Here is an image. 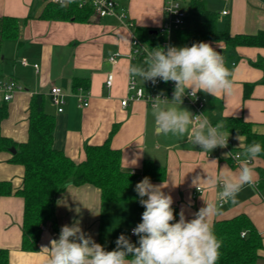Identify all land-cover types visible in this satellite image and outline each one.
<instances>
[{
	"label": "crops",
	"instance_id": "crops-1",
	"mask_svg": "<svg viewBox=\"0 0 264 264\" xmlns=\"http://www.w3.org/2000/svg\"><path fill=\"white\" fill-rule=\"evenodd\" d=\"M50 0H0V16L13 15L20 19L18 40H7L2 47L3 58L10 60L5 71L14 77L23 89L15 93L8 102V114L0 119V133L16 141L28 137L29 108L36 93L44 95V109L56 119L54 145L75 161L85 158L88 145L102 144L109 140L112 147L121 152L122 167L130 172H141L145 159L166 167L163 180H150L155 185L163 184L187 219L204 206L205 201H214L220 214L215 220L231 218L240 213L247 214L262 236L263 245L259 258L253 264H264V191L253 185H245L236 197V202H223L218 190L203 187L202 193L193 186L197 176L206 177V172L218 168L236 171L232 154L239 151L237 135L229 133L228 146L217 147L204 153L186 138L163 135L154 124L152 106L144 100H130L121 104L128 95V69L132 65V35L137 30L158 28L166 18L165 0H123L127 19L132 26L123 23L117 16H97L94 11L90 21L48 20L39 18ZM187 2L191 10L195 11ZM182 2V5L183 3ZM211 10L219 13V27L229 23L230 31L254 34L264 30V0H205ZM186 11V10H185ZM227 11L226 14L223 12ZM201 16L189 15L186 11L183 27H198ZM144 31V30H142ZM175 47L191 46L179 37L176 30L168 33ZM10 44L9 54L6 49ZM223 57L225 66L232 72L231 95L213 97L199 93L205 99L203 114L213 124L225 116H242L255 123V130L264 132V72L252 64L264 57V46H237L229 49L222 41L204 40ZM118 54L112 64L109 57ZM25 57L28 64L21 59ZM39 68H35V64ZM113 73V83L107 86L108 73ZM82 79L89 83V104L78 106L77 90L73 83ZM139 82L140 79L138 78ZM23 81V82H22ZM256 83L252 94L244 98V84ZM151 81L144 84L149 85ZM60 86L66 93L64 110L58 111L50 90ZM179 105H177L178 107ZM183 109L193 114V107L185 100ZM241 143L244 138L238 135ZM225 153H231L225 158ZM10 151H0V180H11L15 189L22 186L24 167L9 161ZM135 160L136 164H132ZM254 180L264 181V161L254 160ZM204 199V200H203ZM24 198L18 194L0 195V251H8V264H45L50 241L58 239L64 225L80 221L82 230L93 240L111 249L114 236H128L131 229L141 222L143 211L134 201L114 202L103 200L101 190L93 184L70 185L60 194L55 203L54 217L41 227V234L34 250H25L23 241ZM79 207L80 213L75 209ZM91 211H90V210ZM98 214V215H96Z\"/></svg>",
	"mask_w": 264,
	"mask_h": 264
},
{
	"label": "clouds",
	"instance_id": "clouds-1",
	"mask_svg": "<svg viewBox=\"0 0 264 264\" xmlns=\"http://www.w3.org/2000/svg\"><path fill=\"white\" fill-rule=\"evenodd\" d=\"M150 49L145 48L142 64L131 65L128 73L130 78H139L143 84L151 81L155 85L158 79L174 82L171 100L163 93L151 98L157 131L165 136L186 137L204 153L217 147L226 148L229 133L224 131L222 121L213 124L206 115L193 116L181 107L186 95L232 94V72L225 66L223 57L206 42L193 43L190 47L168 45ZM236 139L242 149L240 167L236 171L225 167L216 172L205 171L206 177L193 179L198 191L206 186L218 190L221 201L235 203L243 187L253 184L255 172L251 163L264 153V146L256 141L242 144L238 135ZM230 154L225 153V158ZM166 187L164 183H151L148 177L136 184L135 192L144 211L141 222L132 230L138 237L135 243L121 234L115 241V249L108 251L86 234L76 220L62 226L59 238L50 241V248L42 249L47 253L45 264H217L222 245L213 231V219L220 214L216 203L203 199L204 206L192 219H187L181 210L177 220L172 207L174 201L165 193ZM75 212L79 214L80 208Z\"/></svg>",
	"mask_w": 264,
	"mask_h": 264
},
{
	"label": "trees",
	"instance_id": "trees-1",
	"mask_svg": "<svg viewBox=\"0 0 264 264\" xmlns=\"http://www.w3.org/2000/svg\"><path fill=\"white\" fill-rule=\"evenodd\" d=\"M119 1L122 4L123 0ZM189 4L200 14L201 21L195 28L176 29L184 41L190 43L204 40L222 41L229 49L237 46H264V30L254 34H232L229 23H226L224 28L219 27V13L208 8L205 0H190ZM92 15L93 7L89 4L80 5L79 0H71L63 3V6L62 3L50 0L39 18L86 22L90 21ZM19 35L20 19L13 15L0 16V60L4 42L18 40ZM137 35L150 48L160 47L166 38V35L159 33L158 28L137 30ZM142 62L143 58L138 57L132 60V65ZM252 64L264 72V57L258 58ZM262 82L264 83V77ZM255 84L254 82L244 84V98L251 96ZM73 87L75 90L83 87L88 91L89 83L76 79ZM7 105V101H0V119L7 116ZM29 110L26 140L16 141L0 133V151H10L9 161L24 167L21 187L15 189L11 180H0V195L18 194L24 198L23 249L36 248L42 225L54 217L56 200L70 185L93 184L100 188L103 200L134 201L144 211L135 192V186L144 177L150 180H163L166 177L165 166L145 159L141 172H130L122 167L121 152L112 147L109 140L102 144L88 145L85 149V158L75 161L64 150L54 145L56 119L44 109L42 93L32 96ZM219 121L224 123V131L242 136L243 144L256 141L264 146V132L256 131L254 122L242 116H225ZM11 148H15L16 151L12 152ZM238 150L242 152L239 147ZM257 159L264 161V153ZM261 186L264 187V182ZM172 207L178 220V205L173 204ZM213 231L222 245L217 264H253L259 258V249L263 245L262 236L247 214L240 213L231 218L215 220ZM242 232L245 234L242 235ZM117 238L114 236L112 239L110 251L115 249ZM137 239L138 237L134 235L130 237L133 243ZM0 264H8V251L5 249L0 251Z\"/></svg>",
	"mask_w": 264,
	"mask_h": 264
},
{
	"label": "built area",
	"instance_id": "built-area-1",
	"mask_svg": "<svg viewBox=\"0 0 264 264\" xmlns=\"http://www.w3.org/2000/svg\"><path fill=\"white\" fill-rule=\"evenodd\" d=\"M57 3H62L61 0H54ZM184 0H165L164 2V12L166 15V18L161 26L158 27V31L162 35H166V38L161 42L160 47H167L168 45L174 46L169 38L168 33L170 31L179 29L183 27V24L185 22L186 17V11L183 8L182 2ZM68 0H63V3H67ZM80 5H86L89 4L93 7L94 13L99 17L104 16H117L123 23H126L129 26H132L133 24L130 22V20L127 19V11L126 7L121 4L119 0H79ZM224 14L227 13V11L223 12ZM131 52L129 56L131 59H136L138 57H142L143 60L146 56L145 48L150 47L143 42L137 34L132 35L131 40ZM109 61L114 64L118 60V54L112 55L109 58ZM22 64L27 65L28 60L27 58L23 57L21 59ZM36 69L39 68V64L34 65ZM113 83V73L112 71L108 73V78L106 81L107 86H111ZM175 84L174 82H163L161 80H157L156 84L154 85L152 82L149 85H145L143 83H140L138 78H130L128 80V95L124 99H122L121 104L123 106H126L130 100H144L148 104L152 106V100L151 98H155L161 93L164 94L169 100L172 99L173 96V90H174ZM23 86L14 78H5L0 79V101H7L9 102L11 99H13L15 93L19 90H22ZM50 94L52 97L53 102L57 105L58 111L64 110V104L66 103V93L65 91L57 85H53L50 90ZM75 96L78 101V106H87L89 104V91L85 90L83 87H80L76 92ZM185 101H187L192 107H193V116H198L203 114V109L205 107V99L197 94L196 97H191L190 95H186L184 97ZM241 152L237 151L232 154V157L236 163V165H240ZM253 163V161H252ZM264 182V181H263ZM261 180L257 179L254 180L253 186L259 191H264V187L261 186L263 183ZM204 189L202 188V191H198L199 193H202ZM131 229V234H132ZM245 232H242V235H244ZM133 235V234H132Z\"/></svg>",
	"mask_w": 264,
	"mask_h": 264
},
{
	"label": "rangeland",
	"instance_id": "rangeland-1",
	"mask_svg": "<svg viewBox=\"0 0 264 264\" xmlns=\"http://www.w3.org/2000/svg\"><path fill=\"white\" fill-rule=\"evenodd\" d=\"M183 8H184V10L189 11V15H191V14L197 15L198 14V13L194 12L193 10H191V8L189 7L187 2L183 3ZM10 44H12V42H7V44H6V49H7L8 54L10 51ZM10 64H11L10 60L8 58H7V60H5L3 58V53H2V58L0 60V79L10 78V77H8L9 73H6L8 71H5V69L9 68Z\"/></svg>",
	"mask_w": 264,
	"mask_h": 264
},
{
	"label": "water",
	"instance_id": "water-1",
	"mask_svg": "<svg viewBox=\"0 0 264 264\" xmlns=\"http://www.w3.org/2000/svg\"><path fill=\"white\" fill-rule=\"evenodd\" d=\"M219 52H221V51H219ZM11 151H12V152H15V151H16V149H15V148H11Z\"/></svg>",
	"mask_w": 264,
	"mask_h": 264
}]
</instances>
